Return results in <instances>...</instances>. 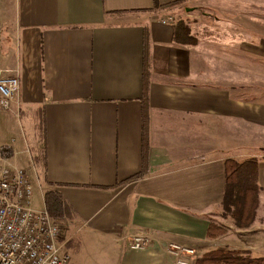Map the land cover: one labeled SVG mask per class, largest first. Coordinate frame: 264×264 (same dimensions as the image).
I'll return each mask as SVG.
<instances>
[{"label":"crops","instance_id":"0c3cea01","mask_svg":"<svg viewBox=\"0 0 264 264\" xmlns=\"http://www.w3.org/2000/svg\"><path fill=\"white\" fill-rule=\"evenodd\" d=\"M176 1L154 12V0H0V76L20 81L11 109L0 105V169L31 173L33 210L47 192L73 209L57 220L64 264H177L171 246L193 251L192 264L218 249L264 258V0H185L207 20L194 45L175 41L174 17L161 23ZM249 159L256 219L210 238L225 163ZM141 234L147 248L131 249Z\"/></svg>","mask_w":264,"mask_h":264},{"label":"built area","instance_id":"2783aa9c","mask_svg":"<svg viewBox=\"0 0 264 264\" xmlns=\"http://www.w3.org/2000/svg\"><path fill=\"white\" fill-rule=\"evenodd\" d=\"M167 20H161L167 24ZM20 92L17 76H0V105L10 110ZM34 182L25 169H0V264H64L68 257L65 229L46 210L31 207ZM146 235L133 237L130 248L144 250ZM177 264H192L193 251L171 246Z\"/></svg>","mask_w":264,"mask_h":264},{"label":"trees","instance_id":"16d2710c","mask_svg":"<svg viewBox=\"0 0 264 264\" xmlns=\"http://www.w3.org/2000/svg\"><path fill=\"white\" fill-rule=\"evenodd\" d=\"M185 0H177L166 7L173 8L182 5ZM161 9L159 0H154V12ZM175 41L181 44L194 45L195 38L191 35L190 28L183 22L176 25ZM148 40L145 36V60H144V95H143V159H147L148 152V85L149 64L147 52ZM41 124L39 129H42ZM6 150H3L4 153ZM226 182L222 200V216L231 217L235 226L240 229L248 228L255 221L259 207V195L261 188L258 183L259 162L257 159H249L241 163L229 160L225 163ZM45 210L55 220L73 219L75 213L57 192H47L44 198ZM222 229L215 224H210L208 236L215 238L222 235ZM195 264H264V258H251L245 252L218 249L207 253Z\"/></svg>","mask_w":264,"mask_h":264},{"label":"rangeland","instance_id":"374dc122","mask_svg":"<svg viewBox=\"0 0 264 264\" xmlns=\"http://www.w3.org/2000/svg\"><path fill=\"white\" fill-rule=\"evenodd\" d=\"M170 9H173V10H170L171 13L166 14L164 17H167V18L174 17V20L177 22V24L180 23V22L185 23L190 28L191 35H192V31L193 30H196L197 31L196 35L199 36V37H203V34L200 36V33H198V27L199 28L201 27V26H198L199 24H203V26H205L204 27V30H205V32H207V20L201 19V18L199 19L198 17H196L197 16L196 14L195 15H192L193 11L187 10L185 7H182V5L178 6V8L175 7V8H170ZM249 10L255 12L256 10H259V7H258V5L252 4V5H249ZM262 20L264 21V19H262ZM256 22H259V21L255 20V19H249L248 20V26L250 28H255L256 27ZM239 163H241V162H239ZM35 206L38 207V209H41L42 208L41 199H39V200L36 199L35 200ZM222 213H223V210H222V212H220L218 214V216H219L220 219H218V220L215 219L217 222H219V223H216L215 225H217L219 228L222 229V232H223L222 235H226V234L229 233V227L231 225H235V224H234V221H233V219L231 217L224 218L222 216ZM61 223H62L61 225L65 229V235H64V237H65V239H67V233H66V231H67V225H68L67 224V221L66 222H61ZM243 229H247V228H243ZM222 235H220V236H222Z\"/></svg>","mask_w":264,"mask_h":264}]
</instances>
